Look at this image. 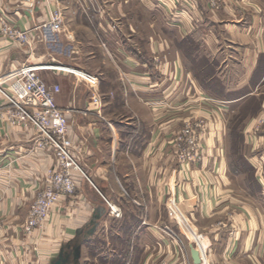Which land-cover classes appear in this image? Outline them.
I'll use <instances>...</instances> for the list:
<instances>
[{
  "label": "crops",
  "instance_id": "1",
  "mask_svg": "<svg viewBox=\"0 0 264 264\" xmlns=\"http://www.w3.org/2000/svg\"><path fill=\"white\" fill-rule=\"evenodd\" d=\"M57 6L62 29L44 30ZM218 8L0 0V17L31 33L28 45L0 32V73L23 61L53 65L38 73L60 87L56 103L84 173L74 172L75 192L26 234L28 207L56 156L37 147L33 127L10 122L0 95V264H51L60 253L67 264H193L191 243L168 222L169 196L210 236V261L264 264V0ZM187 120L205 123V156L181 166L174 138Z\"/></svg>",
  "mask_w": 264,
  "mask_h": 264
},
{
  "label": "built area",
  "instance_id": "2",
  "mask_svg": "<svg viewBox=\"0 0 264 264\" xmlns=\"http://www.w3.org/2000/svg\"><path fill=\"white\" fill-rule=\"evenodd\" d=\"M22 1L33 2L34 0ZM62 21V10L60 7H55L50 10L49 18L42 27L44 30L49 27L58 31L62 29ZM0 24L2 34L30 45L29 30L12 27L2 16ZM44 37H46L45 33H43ZM50 66L23 61L12 66L8 71L0 73V95L8 106L10 122L14 125L33 127L38 133L35 138L37 147H52L56 156V164L47 171L42 187L28 207L23 225V230L28 235L35 229L42 228L50 209L58 204L61 198L75 192L74 172L84 174L72 152L67 112L56 103L55 94L59 92L60 87L58 84H48L38 73V70ZM55 67L78 75L71 66L55 65ZM82 79L92 87L98 84L97 76L88 72ZM93 100L99 101L98 96H94ZM204 126L205 123L202 120H187L177 132L174 143L175 157L179 165L197 164L203 161L205 152L202 130ZM165 207L169 224L176 225L180 233L198 251L200 262L193 264H229L227 259L221 262L209 260L208 253L213 246L211 238L196 228L191 217L178 206L175 198L169 196ZM111 212L119 215V210L113 205Z\"/></svg>",
  "mask_w": 264,
  "mask_h": 264
},
{
  "label": "water",
  "instance_id": "3",
  "mask_svg": "<svg viewBox=\"0 0 264 264\" xmlns=\"http://www.w3.org/2000/svg\"><path fill=\"white\" fill-rule=\"evenodd\" d=\"M190 252H191V257L193 259V262L194 263L200 262L198 251L196 250V248L192 244H190ZM51 264H67V260L63 256V254L60 253L57 256V259L55 261H53Z\"/></svg>",
  "mask_w": 264,
  "mask_h": 264
},
{
  "label": "rangeland",
  "instance_id": "4",
  "mask_svg": "<svg viewBox=\"0 0 264 264\" xmlns=\"http://www.w3.org/2000/svg\"><path fill=\"white\" fill-rule=\"evenodd\" d=\"M35 2L37 1V0H34ZM212 2H214V4L212 3ZM209 4H210V6H211V8H213L214 10L216 9V10H218L219 8V0H209ZM57 7H59V6H57ZM230 46V44H226L225 43V41H223V43H222V46H221V49H226V48H228ZM51 66H53V65H51ZM7 109H8V107H7ZM166 213H167V210H166ZM168 218V217H167ZM102 249H100L99 251H101ZM94 250H92L91 248L89 249V255L91 256V258H92V252H93ZM103 251H105V250H103ZM59 258V257H58ZM57 259V258H56ZM79 261H80V259H79ZM90 263V262H89ZM83 264H88V262H83ZM119 264H121V263H119Z\"/></svg>",
  "mask_w": 264,
  "mask_h": 264
},
{
  "label": "bare ground",
  "instance_id": "5",
  "mask_svg": "<svg viewBox=\"0 0 264 264\" xmlns=\"http://www.w3.org/2000/svg\"><path fill=\"white\" fill-rule=\"evenodd\" d=\"M205 233V232H204ZM210 237V236H209ZM192 244V243H191ZM193 245V244H192Z\"/></svg>",
  "mask_w": 264,
  "mask_h": 264
}]
</instances>
